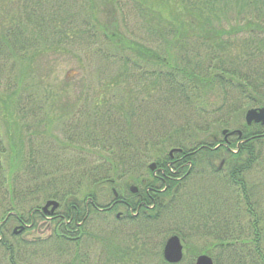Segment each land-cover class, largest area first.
Listing matches in <instances>:
<instances>
[{"label": "trees", "instance_id": "obj_1", "mask_svg": "<svg viewBox=\"0 0 264 264\" xmlns=\"http://www.w3.org/2000/svg\"><path fill=\"white\" fill-rule=\"evenodd\" d=\"M132 1L149 43L121 32L113 9L98 20L97 0H19L7 22L0 14V263L29 264L48 254L52 264H172L163 259L161 238L177 234L182 241L185 235L177 227L188 226L194 233L210 235L211 243L190 251L185 264H193L199 254H207L214 264H264V125H246L242 119L235 127L242 132L240 138L223 140L221 135L247 109L264 107V0ZM72 39L82 44L97 41L99 58L118 62V71L102 83L105 92L78 112V104L66 97L60 107L53 104L59 94L33 65L36 57L67 53L64 45ZM131 69L140 72L133 77ZM10 76L12 82L4 83ZM127 81L132 88L139 84L112 92L113 86ZM160 90L162 110L145 119V96ZM135 102L142 106V137L134 136L142 127L133 121L139 106ZM165 104L182 119L179 125L161 117ZM55 106L64 111L58 117L63 119L60 127L70 130L65 141L57 143L58 150L67 149L72 140L79 149H99L100 159L87 164L76 180L59 173L75 163L61 168L51 158L46 162V149L33 148L32 138H42L46 115ZM77 114L83 116L74 123L69 117ZM47 123L52 124L50 119ZM205 134L209 136L202 137ZM172 148L180 151L170 158L167 151ZM151 157L165 174L155 177L144 168ZM147 169L150 179L144 175ZM193 174L208 178L205 185L191 198L188 194L182 201L175 199ZM252 174L255 178L249 179ZM134 176L143 186L157 189L147 195L137 215L127 219L137 222L142 232L95 236L89 230L94 215H109L115 191L127 198L128 179ZM76 181L84 183L83 188ZM218 182L227 188L228 198L214 192ZM87 198L91 202L86 206ZM46 199L60 203L50 235L30 240L22 238L29 229L12 233V225L29 223L34 204ZM190 199L192 203H185ZM184 204L191 211L180 220L178 211ZM166 218L173 227L163 224ZM71 226L73 234L68 231ZM91 244L99 246L96 259L80 252Z\"/></svg>", "mask_w": 264, "mask_h": 264}, {"label": "rangeland", "instance_id": "obj_2", "mask_svg": "<svg viewBox=\"0 0 264 264\" xmlns=\"http://www.w3.org/2000/svg\"><path fill=\"white\" fill-rule=\"evenodd\" d=\"M1 1V0H0ZM99 6L95 7V14L94 16L98 19V20H103L105 19V12H107V10L109 12L115 10V16L118 19L119 22V28L120 31L123 32L127 37H130L134 40L140 41L142 43L147 42L148 38L147 35L145 34V30L144 28L141 27V19L134 13L133 11V7L135 2H133L132 0H97ZM117 1V3L115 4L114 2ZM17 2H19V0H4L2 3H0L1 6L4 5V7H1V11L0 14L3 16V18L5 19H1L2 22L5 21L7 22V14L10 13L11 11H13L17 6ZM131 2V3H130ZM113 9V10H112ZM133 15V16H132ZM107 16V15H106ZM99 47V43H97V41H94L91 44H82L81 42H75L74 39H72V42H68V44L64 45V49H66L67 53H55V54H47L44 55L42 58L41 57H36L35 58V64H33L34 66L37 65L39 68V72H42L43 74H45V76L43 77V79H45V83L50 87L53 88L55 90V92H57L59 94V97L57 95H55V99H54V105H63L65 104L63 102V98L66 97L71 103L74 104H78V107H80V110L78 111H82L85 107H87L88 103L93 102L94 98H96L99 94L105 92L102 89V83L108 82L109 80H111L112 76H114L115 71L118 69H115L117 63L113 62L114 60L111 61H106V59H100V53L97 50ZM100 57V58H99ZM98 58L100 59V61L98 60ZM39 60V61H38ZM38 61V62H37ZM109 67V69H102L104 67ZM139 68V67H138ZM144 69L143 67H141L140 70ZM140 70H136V69H131L130 74L135 75L137 74V71L140 72ZM103 73V74H101ZM136 77V76H133ZM12 77H8V79L5 81L4 83H6L8 80V82H12ZM11 79V80H10ZM129 81V80H128ZM126 82L124 84H121L120 86H113V91L112 92H116V90L122 89L123 91L120 92H126L128 91L127 89H134L138 86L139 81L137 83V85H134V88H132V86L129 84V82ZM141 91V90H139ZM163 95L162 90L154 92L153 95L148 98V96H145L144 102L142 103L143 105L147 106L146 109V113L144 114L145 119L146 117H150L148 115H154V111H157V109H161L163 108V103H161L159 100H161V96ZM64 98V99H66ZM141 94L139 95V100H141ZM52 103V101L50 102ZM137 103V102H135ZM73 104V105H74ZM138 106V110H137V114L134 117V122L137 125H140L142 127L137 128L136 130H134L135 133V137L137 136H141V130L143 128H145V126L141 123L142 118H140V111H141V104L138 102L137 103ZM58 105V106H59ZM170 106V108L168 107ZM60 107V106H59ZM63 108V107H61ZM67 110V109H66ZM190 114L192 116V108L190 109ZM163 114L161 115V117L164 119L165 118V122L167 121H172L173 123H178L174 126L179 125L182 122V119L179 117V115L174 112L172 105H166L165 104V108L163 110ZM62 112L64 113L63 110H59L57 108V106H55L54 108H52V110H49V113L46 115V125L45 127H42V138L41 136H34L32 138V140H35V143H33V148L34 151L37 148H42V149H46L43 152L49 155V158L47 159L46 162L49 161V159L51 158L52 162L55 163L56 166H59L61 168L62 165L66 167V163H75V166H70L69 164L66 167V171L61 170L63 172H59L61 174V176H65V178H69L70 180L73 179H77L79 175L83 174L82 170H84V167L87 166V164H89L90 162H95L96 160L100 159V155H99V149L98 148H91L89 146L86 147V149H79L77 147V141L72 140V145L67 147V149H65L64 151L58 150L57 148V143L58 142H64L65 141V136L67 134H69L70 130L65 129L63 127H60V124L62 122L61 119H59L58 117L62 116ZM83 116V114H81ZM80 114L76 115H72L69 118L74 122H79L82 118H81ZM184 116H188L187 114H184ZM42 117V116H41ZM138 117V120H137ZM47 119H50L52 124L49 126V124L47 123ZM192 119V118H191ZM243 119V115L239 116L237 119H235L236 121L232 122V124H230V129H233L235 127H237L240 123L241 120ZM28 121H30V118L27 119ZM54 122V123H53ZM144 124H147L145 121H143ZM164 123V121L161 120L160 125H162ZM156 124V121L154 122L153 125ZM172 126V127H174ZM229 129V128H228ZM148 130V129H147ZM163 133V127H160V134ZM34 135V134H33ZM204 136H209V134H205L202 135V137ZM80 138H82L81 136H79ZM142 137V136H141ZM156 137V136H154ZM41 138V140L39 139ZM144 138H141L140 140H143ZM39 140V142H41L39 144L36 143V141ZM46 151V152H45ZM170 150L168 149L167 152H169ZM166 152V153H167ZM35 154V152H34ZM40 154L37 153V157H39ZM79 160H83L84 164H82V166H78V164L76 163ZM215 167L219 166V161L215 160ZM153 162V157H151L150 159H148L144 165V168H147L148 165H150V163ZM263 163V167H264V159L262 160ZM78 166V167H77ZM263 167H261L259 165L260 169H263ZM217 168V167H216ZM215 168V169H216ZM255 170V177H253L254 174L250 175L251 178L249 179H257L258 181L261 179V174L258 172V169ZM143 173V171H141ZM145 177H149L150 179V172L148 171V169L144 172ZM136 176H134L131 180L128 179L130 181V185L131 186H140V180L137 179ZM189 179V178H188ZM196 179V180H195ZM205 180H208V178H205L203 176H201L200 174H193L192 177H190L189 180H187V182L183 183V185H185L184 187H180L179 190L177 191V193L174 195L175 199L179 201H182L186 195L189 194V197L191 198V196L196 193V191L198 190V188L201 185H205L204 182ZM211 182H215V179H210ZM77 183L80 184V182L76 181ZM76 182H72V185L75 187L77 185ZM81 185V186H80ZM79 185L80 189L83 188L84 183H81ZM99 189V188H97ZM101 189V188H100ZM225 189V193L224 190ZM122 190V189H121ZM214 192L217 193V195H221L222 199H226L228 198V190L227 188L221 184V183H216L215 185V189ZM81 197V196H80ZM106 196L101 197V200H104ZM172 197V194H169V198ZM174 198V197H173ZM168 199V197H166V200ZM110 200V199H109ZM178 201V202H179ZM177 202V203H178ZM192 203V200L190 199L189 201L185 202V203ZM43 204V203H41ZM190 209L187 206V204H184L178 212H180L182 214V217L180 220H183V218H188L189 217V213H190ZM120 213H126V209L123 206L117 205L115 204L113 206V209L109 212L108 216H99V215H94L93 217V223L94 226H92L91 224L89 225V230L91 233L95 234V236H101V235H105L108 234V232H123V233H135V232H142L139 227V225L137 224V222L134 221H127V219H119L117 220L116 217L117 215H121ZM106 217V218H105ZM179 217V216H178ZM42 224L41 230H44L42 233L38 232L36 228H33L32 230H29L27 232H24L22 234V238L25 239H34V238H38V237H47L50 234V231H48V223H43V222H38L37 223V227L38 225ZM170 221L164 220L163 224H166V227H173V224ZM175 223V222H173ZM178 230L187 237V239L182 238V243L184 246V257H183V261L184 264L187 263V261L191 258V254L189 253L190 251H192L193 249H201L204 245V242L206 243H211V236L210 235H205L203 232L198 233L195 231V233L190 230L188 228V226H181V227H177ZM174 228L169 229V233L173 232ZM119 237V235H116ZM161 235L158 236V240L159 237ZM168 236V235H167ZM166 236V237H167ZM170 236V235H169ZM166 237L163 236L161 238H164V241L166 240ZM88 244V242H86ZM89 243H96L95 241L89 240ZM82 246V248H80V252L82 254L87 253L90 258L92 259H96V257H99L100 255V251H99V246H94L91 244V246ZM93 246V248H92ZM72 253V252H71ZM48 255V254H47ZM47 255L45 254L43 259L41 258H37L36 260H30L29 264H52V262L48 261L50 260V258L47 257ZM52 255V254H51ZM58 256H60L58 254ZM47 257V258H45ZM53 258L57 260V254H53ZM194 258V257H193ZM187 260V261H186ZM142 262V259L140 260ZM1 264V263H0ZM2 264H5L2 263Z\"/></svg>", "mask_w": 264, "mask_h": 264}, {"label": "flooded vegetation", "instance_id": "obj_3", "mask_svg": "<svg viewBox=\"0 0 264 264\" xmlns=\"http://www.w3.org/2000/svg\"><path fill=\"white\" fill-rule=\"evenodd\" d=\"M173 158V156L171 157ZM178 160V159H177ZM155 174L154 176L156 177H159L160 173L163 175L165 174L162 170V167L156 165L154 168H153ZM130 191L132 192L127 198H123V197H116L117 199L114 201V204H122L124 207H126V209L128 210V213L129 212H132L133 211V208H136V213L138 212V209L141 207V206H145V202H146V199H147V195H149V193H155V191H157L156 188H152L151 186H148L147 184L141 188H136V189H133V188H130ZM90 201V200H89ZM87 201V202H89ZM87 202L84 203V205L87 206ZM138 202V204H137ZM136 204V205H135ZM135 205V206H133ZM59 211H54V212H51V213H48V212H45V211H42L41 210V206L39 207H35L33 210H32V213L30 214V227L31 229L33 228H36L38 232L42 233L44 230H41V227H42V224L38 225V227L36 226L38 222H43V223H48V231H51L52 229V222L53 220L56 218V216L58 215ZM60 214H63L62 211H60ZM122 217V215H120V218ZM69 222H66V225H69ZM80 224L77 223L76 226L78 227ZM68 231H71L70 233L73 234L75 232V230L72 229V226L68 229ZM51 233V232H50Z\"/></svg>", "mask_w": 264, "mask_h": 264}, {"label": "water", "instance_id": "obj_4", "mask_svg": "<svg viewBox=\"0 0 264 264\" xmlns=\"http://www.w3.org/2000/svg\"><path fill=\"white\" fill-rule=\"evenodd\" d=\"M245 121L247 124L251 122H261L264 124V108H251L247 110L245 114ZM225 132V131H224ZM240 133L239 131H233V133ZM154 164H151L150 167L152 168ZM52 206V211L56 208L57 202L56 201H47L46 204L43 206V210L46 211L48 206ZM23 228V227H22ZM17 232V231H15ZM163 257L169 263H176L179 262L182 258V245L180 240L177 236L173 235L170 236L163 247ZM194 264H213L212 259L207 255H199Z\"/></svg>", "mask_w": 264, "mask_h": 264}]
</instances>
